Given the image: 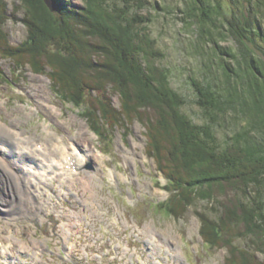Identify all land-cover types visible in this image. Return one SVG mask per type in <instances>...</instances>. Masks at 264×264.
Segmentation results:
<instances>
[{
	"label": "trees",
	"instance_id": "trees-1",
	"mask_svg": "<svg viewBox=\"0 0 264 264\" xmlns=\"http://www.w3.org/2000/svg\"><path fill=\"white\" fill-rule=\"evenodd\" d=\"M55 1L57 9L51 12L43 0H20L27 39L13 46L2 30L7 7L0 0V57L16 66L28 63L36 72L49 67L46 72L60 98L77 105L86 98L89 107L83 113L90 123L101 121L112 130L141 119L147 126V154L167 181L169 195L156 205L180 217L196 200L206 201L217 216L196 210L203 242L226 247L225 264H264L252 251L264 250V0H186L184 14L198 23L202 40L213 42L223 77L217 83L192 79L196 102L208 117L202 124L182 110L186 99L170 87L168 73L155 63L163 54L147 37L146 27L142 34L137 31L151 17L131 14V3L111 5L114 0H83L80 8ZM35 4L41 5L43 15H35ZM64 20L81 23L75 28L78 35L72 29L81 57L68 31L71 24ZM213 27L221 37L231 36L236 46L219 45ZM91 36L98 40L90 47ZM47 43L56 49L45 51ZM110 94L120 96V107L112 104ZM147 108L154 118H143ZM229 110L245 123L222 143L215 124ZM93 128L104 135L100 124ZM239 239L248 241L246 247L234 242Z\"/></svg>",
	"mask_w": 264,
	"mask_h": 264
},
{
	"label": "rangeland",
	"instance_id": "rangeland-1",
	"mask_svg": "<svg viewBox=\"0 0 264 264\" xmlns=\"http://www.w3.org/2000/svg\"><path fill=\"white\" fill-rule=\"evenodd\" d=\"M66 1L84 7L83 0ZM5 3L2 30L10 45L18 46L27 39L24 6L20 0ZM43 3L49 8L44 0ZM113 3L120 7L131 3L128 8L131 14L151 17L137 31L142 34L146 27L147 37L162 52L163 58L155 63L168 73L170 87L185 97L184 113L196 123L206 122L208 117L196 102L192 79L201 82L214 79L217 83L223 77L217 70L219 57L212 53L213 42L202 40L198 23L184 14L187 1L114 0ZM33 9L35 15H43L41 5L35 4ZM64 21L71 24L70 29L67 25L68 31L75 39L74 50L81 57L75 38L78 35L75 28H81V23ZM212 37L221 46H236L231 36L221 37L215 27ZM94 40L98 38L91 36L88 45L96 44ZM52 44L47 43L45 51L55 50ZM91 58L96 60L97 56ZM43 68L44 72H36L28 63L16 66L10 59L0 57V120L6 125L0 123L11 132L15 128L32 140H41L54 154V142L68 146L75 142L92 159L71 177L58 174L36 181L38 207L32 213L17 219L0 215V264H225L226 247L206 245L200 233L196 210L216 217L217 212L210 204L196 200L180 217L171 216L156 205L169 195L164 187L167 181L157 171L154 158L147 154V126L141 119L127 121L129 129L111 130L101 121L90 123L89 115L86 118L83 113L89 107L86 98L79 105L65 102L53 90L52 79L46 72L50 68ZM108 87L111 88L109 84ZM89 93L96 95L93 91ZM110 97L112 104L120 107V96L110 94ZM156 109L163 115L162 107ZM143 111L144 119L154 118L150 109ZM233 116L234 111L229 110L215 124L222 143L245 123L243 117ZM97 124L105 130L102 137L94 131ZM24 195L34 194L28 188ZM215 204L212 206L217 207ZM234 242L240 246L248 243L240 239ZM252 251L257 260L264 261V250Z\"/></svg>",
	"mask_w": 264,
	"mask_h": 264
},
{
	"label": "bare ground",
	"instance_id": "bare-ground-1",
	"mask_svg": "<svg viewBox=\"0 0 264 264\" xmlns=\"http://www.w3.org/2000/svg\"><path fill=\"white\" fill-rule=\"evenodd\" d=\"M55 4L57 5L56 1ZM0 122L4 123L1 120ZM1 123L0 215L5 218H21L37 209L38 190L34 187L36 181H42L48 176L56 177L58 174L63 178L71 177L78 172L83 163L92 159L88 151L78 147L75 142L69 146L61 144L59 141L54 142L53 146L56 151L54 154L48 145L40 142L41 140H32V137L17 132L19 130L14 127L11 132ZM71 148L73 149L71 150ZM15 186L18 191L15 188H7ZM28 188L34 195H24ZM21 195H24V200H21Z\"/></svg>",
	"mask_w": 264,
	"mask_h": 264
},
{
	"label": "water",
	"instance_id": "water-1",
	"mask_svg": "<svg viewBox=\"0 0 264 264\" xmlns=\"http://www.w3.org/2000/svg\"><path fill=\"white\" fill-rule=\"evenodd\" d=\"M47 4V6L50 8V10L52 12H54L56 10V4H55V1L54 0H44Z\"/></svg>",
	"mask_w": 264,
	"mask_h": 264
}]
</instances>
